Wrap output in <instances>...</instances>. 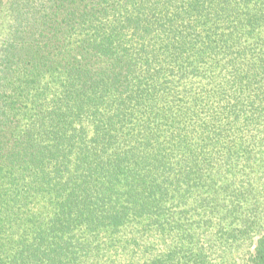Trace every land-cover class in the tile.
<instances>
[{
    "label": "trees",
    "instance_id": "trees-1",
    "mask_svg": "<svg viewBox=\"0 0 264 264\" xmlns=\"http://www.w3.org/2000/svg\"><path fill=\"white\" fill-rule=\"evenodd\" d=\"M0 15V264H84L101 245L102 264L142 246L131 264H209L221 222L177 211L198 196L226 201L220 242L252 240L239 264H264V0Z\"/></svg>",
    "mask_w": 264,
    "mask_h": 264
},
{
    "label": "rangeland",
    "instance_id": "rangeland-1",
    "mask_svg": "<svg viewBox=\"0 0 264 264\" xmlns=\"http://www.w3.org/2000/svg\"><path fill=\"white\" fill-rule=\"evenodd\" d=\"M2 15V14H1ZM0 15V38L5 36V26L7 20L4 18V16ZM262 32L264 34V24L262 26ZM260 36V34L258 35ZM203 196V195H202ZM205 197V196H204ZM203 198V197H201ZM201 198L195 200V198H188L186 205L182 206L181 208H178L177 211L181 212L183 210L186 211L185 217L188 218L190 222L194 223L195 220H198L199 218H212L214 222H221V227L223 228L221 231L218 232L217 229L219 227L217 225H214V227L210 230V234H212V238L210 242L213 245L212 252H214V255L211 257V261L209 264H239L243 257V252H248L252 249L253 242L251 239L245 240V241H226V242H220L218 236L215 237L214 233H222L226 232L227 230H230L232 232L233 228H236V224L234 223V220L231 216H227L225 214V204L226 201H220L219 204H209L208 201L201 203ZM210 206L213 208L211 209ZM203 224V222H200ZM211 225V223H209ZM129 229V228H127ZM122 233V232H120ZM119 233V234H120ZM209 234V233H208ZM82 239L88 242L91 246H95L99 243L98 237L95 238L93 235L85 234ZM122 235V234H121ZM82 240V241H83ZM230 240V239H229ZM118 244V243H117ZM117 244L115 246H117ZM155 246L156 252L162 249V241L160 239L155 240V242L152 243ZM221 244V246H219ZM120 245V244H118ZM102 249L99 252V255L94 251L90 250L88 257L84 256V264H102L104 261L106 262V257L104 256L105 252L107 251L108 246L101 245ZM118 248V247H117ZM144 247L136 248L134 250H130V253L120 252L118 256H115L116 262L113 263V261H109V264H131L133 259H137L141 254L144 252ZM132 254H135L132 257ZM241 258V259H240Z\"/></svg>",
    "mask_w": 264,
    "mask_h": 264
}]
</instances>
